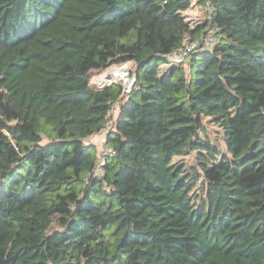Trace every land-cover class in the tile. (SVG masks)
Listing matches in <instances>:
<instances>
[{"label": "trees", "instance_id": "1", "mask_svg": "<svg viewBox=\"0 0 264 264\" xmlns=\"http://www.w3.org/2000/svg\"><path fill=\"white\" fill-rule=\"evenodd\" d=\"M0 264H264V0H0Z\"/></svg>", "mask_w": 264, "mask_h": 264}, {"label": "built area", "instance_id": "2", "mask_svg": "<svg viewBox=\"0 0 264 264\" xmlns=\"http://www.w3.org/2000/svg\"><path fill=\"white\" fill-rule=\"evenodd\" d=\"M207 9L209 11V14L211 13V7L210 4L207 3ZM216 45V39L214 36L210 33H203L199 39L195 41H190V38L187 37L185 39V47L181 48L179 50H176L172 52L170 55H168V60L171 62H180L186 58H189L190 53L197 50V49H207V48H213ZM132 62H128L124 64V67L118 68L117 66L112 67L107 72H105L104 80L105 84L102 86H108L113 83L119 82L122 84L124 92L129 93L134 85L135 82V74H134V67L131 66ZM128 67V69H125ZM114 68L118 69L119 72H112V70H115ZM123 75L127 76L126 79L121 78ZM129 76V77H128ZM97 82V81H96ZM98 83V82H97ZM116 111V108H113L111 113H114ZM111 124H109L101 133L94 135L90 138L89 142L93 143L97 149L100 148L98 154H99V161L94 169V173L101 176L102 175V167L105 164L106 158L114 153V150L108 146L105 145V139L106 134L108 130L110 129Z\"/></svg>", "mask_w": 264, "mask_h": 264}, {"label": "rangeland", "instance_id": "3", "mask_svg": "<svg viewBox=\"0 0 264 264\" xmlns=\"http://www.w3.org/2000/svg\"><path fill=\"white\" fill-rule=\"evenodd\" d=\"M184 15H186V17L188 18V20H190V22L192 23V25H195L197 22H203L204 19L209 16V11L208 9L204 6V5H201V4H198V3H195L191 9H189L188 11H186L184 13ZM126 64V63H125ZM131 66L134 67L133 63L131 64ZM169 67L170 65L169 64H165L161 67V72L163 73L164 70L166 69V67ZM118 68H122L124 67V64L123 65H118L117 66ZM112 68V67H111ZM109 68V69H111ZM108 69V70H109ZM115 70H112V72H119L118 69L114 68ZM125 69H128V67H126ZM108 70L104 71L103 73L99 74V75H96L95 77L92 78V80H95L98 82V84H100L101 86H103L105 84V80L102 78L100 79V77H104V73L107 72ZM129 77V76H128ZM121 78L123 79H126L127 76L123 75ZM106 85V84H105ZM208 129H209V135H210V138L212 140V142H216V139H219L218 137L220 135L216 134L215 135V132H216V128L215 127H210L208 126ZM220 140V139H219ZM221 141V140H220ZM100 148H98V152H99ZM184 161L187 163L188 166H191V165H196L195 163V156L194 155H190V156H187L184 158Z\"/></svg>", "mask_w": 264, "mask_h": 264}, {"label": "bare ground", "instance_id": "4", "mask_svg": "<svg viewBox=\"0 0 264 264\" xmlns=\"http://www.w3.org/2000/svg\"><path fill=\"white\" fill-rule=\"evenodd\" d=\"M102 78L104 79V77H100V79H102Z\"/></svg>", "mask_w": 264, "mask_h": 264}]
</instances>
